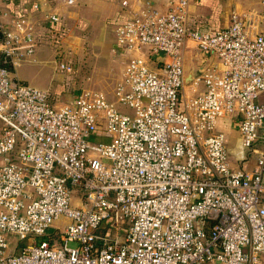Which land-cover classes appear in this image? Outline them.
<instances>
[{
  "label": "built area",
  "instance_id": "2783aa9c",
  "mask_svg": "<svg viewBox=\"0 0 264 264\" xmlns=\"http://www.w3.org/2000/svg\"><path fill=\"white\" fill-rule=\"evenodd\" d=\"M12 2L0 0V264H260L264 31L250 35L237 14L200 30L186 0L163 13L134 9L116 41L148 48L154 67L134 56L113 99L83 89L57 106L17 75L38 40L32 16ZM41 8L31 1V12ZM190 43L202 57L194 67L211 61L186 84ZM71 67L55 61L56 71ZM226 120L249 169L230 158Z\"/></svg>",
  "mask_w": 264,
  "mask_h": 264
},
{
  "label": "crops",
  "instance_id": "0c3cea01",
  "mask_svg": "<svg viewBox=\"0 0 264 264\" xmlns=\"http://www.w3.org/2000/svg\"><path fill=\"white\" fill-rule=\"evenodd\" d=\"M31 1L33 0H13L9 7L15 13H28L32 16V20L36 25L39 45L36 47L35 59L40 63L45 62L44 57L47 50H52L55 59L59 58L67 64L73 65L75 63L74 55L72 53L62 54L57 48H60L62 43L75 37V35H77L78 41L90 40L92 35L89 36V32H94L97 36L91 38L93 40V42L91 41L92 45L107 51L111 56V60L121 61L118 66H112V70L105 77L98 78V89L96 90L103 91L110 99H113L114 85L121 78L127 62L133 57L131 51L117 43L116 25L124 22L134 9L151 8L163 13L168 11L172 3L177 0H78L77 3L72 5L59 0H39L42 8L37 13L31 12ZM122 1H127V6H122ZM186 1L188 24L198 27L200 30L212 32L221 29L229 24L232 14H237L248 24L247 32L250 35L264 31V0ZM46 13H57L60 21L45 23L46 25L43 24L42 26L39 22H43ZM58 52L61 54V56L58 55L59 57L56 56ZM189 53L194 59V65L201 62L202 57H197L193 43L189 44L185 55ZM213 63H216L215 59ZM110 78L114 80L111 83L108 81ZM60 85L58 82L52 84L51 89L46 88L49 89L53 97V103L57 106L70 102L80 92L75 90L73 94H66L65 89ZM55 95L58 97L55 98ZM221 130L226 135L232 162L249 169L253 159L249 155L243 160L240 159L238 153L239 133L236 125L232 121L226 120L221 124Z\"/></svg>",
  "mask_w": 264,
  "mask_h": 264
},
{
  "label": "rangeland",
  "instance_id": "374dc122",
  "mask_svg": "<svg viewBox=\"0 0 264 264\" xmlns=\"http://www.w3.org/2000/svg\"><path fill=\"white\" fill-rule=\"evenodd\" d=\"M91 35L92 37L97 36L94 32H89V36ZM76 37L77 35L68 39V41L62 43L60 48H57L62 54L72 53L74 55L75 63L71 65L72 67L69 72L56 71L55 61L59 62L60 59H55L52 50H47V54L44 57L45 62H38L34 56L32 61L23 64L17 70L18 77L30 85L44 89H51L50 86L52 84L59 82L61 84L60 86H63L65 89L66 94H73L75 90L78 92L83 89H98V78L105 77L112 70V66H118L121 61L111 60V56L107 51H104L103 48L93 46L92 37H89L90 40L84 41H78ZM76 45L78 47H75ZM130 53L133 57L138 55L142 56L149 67H154L153 62L150 60V55H148V48L145 47L140 51V54L136 51H131ZM58 55L61 56L59 52L56 56L59 57ZM185 60L186 71L188 72L194 65V59L189 53L185 55ZM108 81L111 83L114 80L110 78ZM186 90L187 92L189 91L188 85H186ZM57 97L55 95V98ZM58 224H62V221L58 222ZM70 245L74 246L75 244L70 243ZM260 264H264V258Z\"/></svg>",
  "mask_w": 264,
  "mask_h": 264
},
{
  "label": "water",
  "instance_id": "95a60500",
  "mask_svg": "<svg viewBox=\"0 0 264 264\" xmlns=\"http://www.w3.org/2000/svg\"><path fill=\"white\" fill-rule=\"evenodd\" d=\"M164 57V52L163 51H160L156 54H153L152 55V59H155V60H162ZM211 61V58L209 59L208 62H205L204 64H202L201 66H195V67H192V69H190L188 72H187V75L185 77V83L186 84H189L191 82V80L194 78V76L198 73V72H201L203 71L210 63Z\"/></svg>",
  "mask_w": 264,
  "mask_h": 264
}]
</instances>
